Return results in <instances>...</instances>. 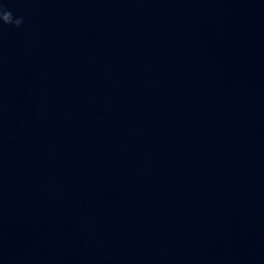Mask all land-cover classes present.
Masks as SVG:
<instances>
[{"label":"water","instance_id":"water-1","mask_svg":"<svg viewBox=\"0 0 264 264\" xmlns=\"http://www.w3.org/2000/svg\"><path fill=\"white\" fill-rule=\"evenodd\" d=\"M0 4V264H264V0Z\"/></svg>","mask_w":264,"mask_h":264},{"label":"clouds","instance_id":"clouds-1","mask_svg":"<svg viewBox=\"0 0 264 264\" xmlns=\"http://www.w3.org/2000/svg\"><path fill=\"white\" fill-rule=\"evenodd\" d=\"M0 19H2V21L5 24H15L17 27H19L22 23V19H15V21H13V15L11 11H5L3 9V5L0 4Z\"/></svg>","mask_w":264,"mask_h":264}]
</instances>
